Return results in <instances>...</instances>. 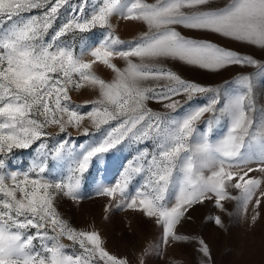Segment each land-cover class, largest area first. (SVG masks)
Wrapping results in <instances>:
<instances>
[{
  "label": "snow or ice",
  "instance_id": "obj_1",
  "mask_svg": "<svg viewBox=\"0 0 264 264\" xmlns=\"http://www.w3.org/2000/svg\"><path fill=\"white\" fill-rule=\"evenodd\" d=\"M85 12L81 0H0V264H128L106 250L98 232L71 227L55 206L60 196L82 199L80 189L90 167L124 142L145 146L127 162L114 185L101 187L96 194L114 198L115 207L153 218L162 227L165 244L189 239L177 234L176 225L193 205L211 199L224 211L225 201L237 200L246 210L264 184L255 175L264 178V109L254 118V77L239 76L234 92L189 82L162 66L182 62L217 71L254 65L264 74V63L252 56L177 30L215 33L264 49V0H230L224 7L214 6L212 0L162 4L102 0ZM113 14L143 21L149 31L135 41H122L110 23ZM96 28L105 34L90 55L113 69L112 82L94 75L90 71L94 60H84L69 40ZM113 56L125 59L127 66L117 68ZM149 80L168 84L159 89L142 87ZM85 84L99 90L98 98L88 102L90 110L88 105H74L69 95ZM200 94L209 97L207 102L192 107L189 102ZM181 95L187 98L183 102L175 99ZM149 102L163 103L166 111H153ZM186 105L182 116L174 115ZM224 117L226 131L213 142L211 134ZM85 121L89 126H83ZM50 125L64 135L48 132ZM198 125L205 130L201 132ZM70 126L100 136L80 145L82 151L77 153ZM50 138H56L54 148ZM149 141L154 144L151 150ZM34 145L37 158L27 170H10L14 150ZM49 156L67 162L65 177L48 179ZM205 168L211 175L202 174ZM141 174L142 181L132 191ZM230 186L239 190L238 196L229 192ZM262 198L264 191L255 199L257 207ZM251 219L255 221L256 215ZM215 222L222 225L219 217ZM64 238L71 244L62 243ZM198 243L207 257V244L202 239Z\"/></svg>",
  "mask_w": 264,
  "mask_h": 264
},
{
  "label": "rangeland",
  "instance_id": "obj_2",
  "mask_svg": "<svg viewBox=\"0 0 264 264\" xmlns=\"http://www.w3.org/2000/svg\"><path fill=\"white\" fill-rule=\"evenodd\" d=\"M81 2H85V14H87L92 6L99 4L102 0H81ZM145 2L162 4L170 2V0H145ZM212 3L216 7H224L230 3V0H212ZM110 23L115 35L126 42L135 41L149 31L145 22L125 20L118 14H113L110 17ZM177 30L189 38L207 40L241 55L252 56L264 63V49L259 46L244 45L215 33L181 29V27H178ZM104 34V29L96 28L76 37H70L69 40L77 54L83 53L84 60H94L90 68L94 75L99 76L105 82H112L116 78L113 69L90 55L91 50L98 46V42ZM120 47L122 50H126V46ZM110 59L117 68L124 69L127 66L125 59L119 56H113ZM133 61L141 63L140 58H133ZM143 63L159 62L144 60ZM162 66L171 68L189 82L198 83L206 88L231 89L234 92L239 87L235 83L239 76H253L256 102L254 118H258L259 111L264 109V74L258 73L254 65L228 66L226 70L217 71L197 69L182 62H164ZM167 84L168 82L165 80H149L142 82V87L159 89ZM69 95L74 105H88L90 110L88 102L98 98L99 90L98 87L85 84L81 88L71 90ZM208 98V96L200 94L194 97L193 102L189 103L195 107L200 102L206 103ZM175 99L183 102L187 98L181 95ZM147 106L155 112L164 113L166 111L163 103L149 102ZM187 110L188 105L183 111H178L174 115L182 116ZM227 122V117H224L214 128L210 137L213 142L222 137L226 131ZM83 126H89V122H83ZM198 127L201 132L205 130L203 126L198 125ZM46 130L53 134L59 133V129L54 125H50ZM68 131L71 133L73 148L77 153L82 151L80 145H87L100 136L99 133L95 135L83 134V127L77 129L70 126ZM59 135L64 134L59 133ZM65 138L67 139L66 136ZM56 143V138L49 139L50 148H54ZM37 146L14 150L15 155L10 157L9 169L12 171L27 170L37 158ZM144 146V144L135 141L124 142L117 149L106 154L103 162L95 163L93 167H90L89 173L85 174L86 181L81 185L82 199L73 201L68 197L60 196L55 201L57 211L62 218L78 231L98 232L106 250L118 258L126 259L128 264H264V198L258 207L255 205V199L260 196L261 191H264V184L257 190L256 196L248 204L246 210L243 203L237 200L225 201L226 210L224 211L217 207L211 199L193 205L186 214V218L176 225L177 234L189 239L181 242L170 240L168 244L163 242L161 225L157 224L153 218L141 214L139 210L115 207L114 198L97 195L99 188L115 184L127 162ZM147 146L151 150L154 144L149 141ZM48 160L49 169L46 172L48 179L59 180L67 175L68 164L66 161L53 159L51 156L48 157ZM202 174L207 177L211 175V171L205 168L202 170ZM255 175L257 178L264 179L259 173ZM142 178L141 174L134 179L132 191H135V188L139 186ZM228 190L233 196L239 195V190L231 186ZM177 192L178 188L172 190L170 202H174ZM253 215H256L255 221L251 219ZM216 217L221 219L222 225L215 222ZM200 239L208 246L207 257H204L199 250L198 241ZM62 243L70 245L71 241L64 238ZM66 251L70 253L72 249L68 248Z\"/></svg>",
  "mask_w": 264,
  "mask_h": 264
}]
</instances>
